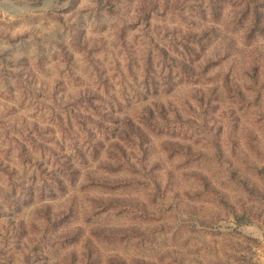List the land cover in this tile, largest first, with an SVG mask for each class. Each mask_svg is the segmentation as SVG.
<instances>
[{"label":"rangeland","instance_id":"374dc122","mask_svg":"<svg viewBox=\"0 0 264 264\" xmlns=\"http://www.w3.org/2000/svg\"><path fill=\"white\" fill-rule=\"evenodd\" d=\"M0 264H264V0H0Z\"/></svg>","mask_w":264,"mask_h":264}]
</instances>
